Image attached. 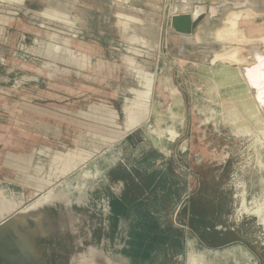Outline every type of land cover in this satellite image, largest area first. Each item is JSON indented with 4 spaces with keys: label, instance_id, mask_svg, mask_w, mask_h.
<instances>
[{
    "label": "rangeland",
    "instance_id": "374dc122",
    "mask_svg": "<svg viewBox=\"0 0 264 264\" xmlns=\"http://www.w3.org/2000/svg\"><path fill=\"white\" fill-rule=\"evenodd\" d=\"M109 1L106 13L111 20L102 28L108 37L105 45L111 47L106 66L117 73L102 76L110 81L108 90H86L85 99H77L72 84L69 95L62 92L69 100L61 101L59 91L49 86L55 81L40 74L44 58L36 60L26 50L29 37L22 34L19 53L7 40L12 26H6L5 41L0 43V128L7 132L20 127L26 140L33 128L38 136L29 140L37 147L52 146L41 145L28 154L34 145L30 142L33 145L19 155L8 154L0 138V161L12 158L20 163L14 170L9 165L2 168L0 219L54 188L71 194V206H66L73 208L77 222L72 235L60 222L67 216L65 206L55 205L63 209L59 216L48 204L37 238L39 246L46 242L48 249L36 253L34 264L63 262L54 258V252L68 244L69 235L75 249L68 264H107L104 255L110 264H264V226L256 214L239 213L245 196L249 203L264 200V117L256 90L245 76L246 68L264 57V0ZM68 3L69 11L54 5L38 15L52 20L48 21L52 28L66 30L59 23L65 22L76 29V0ZM196 4L206 5L208 11L195 20L190 34L176 31L172 15ZM203 10L204 6L196 9ZM16 13L22 23L35 15L25 8ZM5 15L12 20L13 10L6 9ZM90 22L84 35L92 39L99 26L96 20L95 25ZM229 28L232 34L225 32ZM46 46L57 59L55 45ZM47 83L48 109L57 117L48 119V124H55L48 136L44 117L37 122L27 112L33 105L45 107ZM104 96L111 99L113 109L98 104ZM149 113L155 115L145 126L143 141L166 153V163L155 162L153 150L140 154L139 148L124 146L126 131ZM62 115L69 123L61 125ZM140 139L134 134L131 142ZM91 168L95 175L82 180ZM13 173H19V185L6 180ZM141 177L151 190L140 194L136 204L128 202L127 183L130 188L131 181L141 183ZM54 199H61L60 194H47L24 211L38 217V207ZM114 201L124 207L116 211ZM188 205L195 210L192 219L187 217ZM145 213L154 226L145 225L141 216ZM135 214L141 222L138 227L131 223ZM186 226L196 233H185ZM48 238L53 241L48 243Z\"/></svg>",
    "mask_w": 264,
    "mask_h": 264
},
{
    "label": "crops",
    "instance_id": "0c3cea01",
    "mask_svg": "<svg viewBox=\"0 0 264 264\" xmlns=\"http://www.w3.org/2000/svg\"><path fill=\"white\" fill-rule=\"evenodd\" d=\"M27 2V3H26ZM76 10H77V16L75 18V21L73 24L76 25V29L74 28V25L65 23V22H59L61 23L62 27H66V30L63 29H57V28H52L48 25V21H52L50 19H48L45 16L42 15H38L39 11H42L46 8L52 7L54 5L56 6H60L62 9H67L68 10V0H23V2H9V1H5V0H0V43L3 44L5 41V35H6V26H12V36L11 33L9 34L11 36V38H8L7 40H12L15 48L18 50V52L20 53V46H21V40H23L21 38L22 34H24L25 37H29V44H25V48L26 50L34 55V59L38 60V51L41 48V52L42 55L45 60V65H43V68L41 73L43 76L46 77V79L48 80V78L50 80H54L55 82L50 81V89L51 90H55V91H59L60 95H61V101H66L69 100L68 96H63L62 92H65V94L69 95V87L70 85H74L76 87V96L77 99L83 98L85 99L86 96V90H108V86L110 81L107 83L108 79L102 77L103 75L110 73V74H115L117 73V69H115V67H111L110 65L106 66L107 63H110V48L111 47H107L105 45V39L108 38L107 35H105L104 30H102V28L104 27V25L110 20L111 18H109V16L106 13V10L111 8L110 5V1L109 0H76ZM43 6V7H42ZM25 8L28 12H33L35 15L31 16L26 20V22L22 23L21 21L17 20V10H21ZM6 9L8 10H13V19L9 20L6 19ZM63 12H65L64 10H62ZM142 9V7H141ZM68 14V12H65ZM92 16H89L91 15ZM69 15V14H68ZM37 17H39L40 21L37 20ZM71 17V16H70ZM91 18V19H90ZM86 20L88 22H86ZM90 20H92L93 25H95V20L97 22V26H99L98 28V34H96V32L94 31L95 35L93 34V38L89 39L86 38V36L84 35L85 33V25L87 23V25H90ZM69 26H71L72 28H70ZM9 28V27H8ZM58 31V32H55ZM76 32V35L71 34L70 32ZM45 42V43H43ZM47 42H51L55 45V53H58V58L57 59H53L52 55H50V53H48V47L46 46ZM0 44V46H2ZM18 44V45H17ZM44 46V48H43ZM109 48V49H108ZM112 49H116V47H112ZM132 54V53H131ZM130 54V55H131ZM133 56V54H132ZM134 56H139L138 54H135ZM40 57V56H39ZM40 59V58H39ZM43 60V61H44ZM87 62V64H86ZM41 70V69H39ZM46 72V73H42V72ZM134 72V70H133ZM137 72V71H136ZM45 74V75H44ZM130 78L132 79V76H130ZM36 79H39L36 77ZM107 79V80H106ZM73 80V81H71ZM140 79H136L137 83L142 81H139ZM135 81V82H136ZM41 82H36L37 85H39ZM134 83V82H133ZM99 84V86H98ZM46 90L44 91V94L46 97H44V101H45V107L44 108H40L38 105H33L32 107H29L30 109L27 111L28 114H30L31 116H35L36 121L38 122L41 118L44 117V120L46 121V124H43L44 129H46V136H48L49 130H52V126L55 124H48V119H52L53 121H55L56 115L49 112L51 111L50 109H48V98H49V91L48 89V83L46 84ZM48 94V95H47ZM54 95V93L51 92L50 94V98L51 96ZM109 96V95H106ZM116 98V97H115ZM79 101V100H78ZM101 103H98L100 106H107V108H112L114 107L113 102L111 101V99H109L108 97L104 98H100L99 100ZM151 105L156 106L154 100L150 101ZM49 103H53V102H49ZM147 104H148V100H147ZM67 105H68V101H67ZM116 109V108H114ZM50 115V116H49ZM154 113H149L147 115V117H145L141 123L129 130H127V135L125 136V143L124 146L125 148H129V147H133L134 148H139L140 149V154L146 150L147 152L150 150H153L154 152H156L157 156L154 158L155 162L156 160L160 161L162 160L164 162V159L166 157H168V155L166 153H163L162 151H160L157 147H155L154 144L150 145L146 142H144L143 140L145 139V137L147 138V134L145 131V126L147 125L148 122H150L153 117H154ZM40 116V117H39ZM112 118L115 117L113 116ZM39 119V120H37ZM69 119H67L65 116L62 115L61 117V121H68ZM183 120H187L186 117H183ZM62 125V123H61ZM69 126L68 124L66 125V129L69 130ZM19 128H14V129H8L7 132H3V130H6L5 127L4 128H0V138L2 140L5 141V143L7 145H4L6 147H8V149L6 150V152H8V154L13 153L15 155H19L20 154V150L22 148H27V146H29L28 148H30V145H33V148L31 151L28 152H37V148L41 147V145H45L46 147L48 146L47 144H40L38 147L36 145H38L37 143H35L33 140H29L30 138H34L36 136H38V132H33V128H31L32 130H30L29 133V139H25L24 137H27L26 135H23L21 133V130H19ZM181 128H180V132L178 133V135L175 137L174 142L176 140V138H178L180 136L181 133ZM24 133H26L28 135V131H24ZM68 133V132H67ZM134 134H138L140 136V140L136 141L134 144L131 142L132 137L134 136ZM65 136V135H64ZM62 138V137H61ZM61 140V139H60ZM30 142H33L31 144H29ZM174 142H172L171 144H173ZM65 145V144H64ZM52 146V145H51ZM51 146L49 145L48 147L51 148ZM153 146L154 149H152ZM172 147V145H171ZM53 148V147H52ZM133 148V149H134ZM150 148V149H149ZM36 150V151H35ZM142 151V152H141ZM1 154V151H0ZM3 154V153H2ZM9 157V156H8ZM10 158V157H9ZM12 160L8 161L7 159L4 160V162L0 161V175H5L4 173V168L6 165L11 166L10 168H12L13 170L16 168L15 165H19L20 163L17 162L15 163L13 161L12 158H10ZM160 159V160H159ZM1 160V157H0ZM166 160V159H165ZM157 161V162H158ZM160 161V162H162ZM166 163V162H164ZM13 166V167H12ZM131 168V172H132V167ZM18 171L20 169H17ZM19 174V173H18ZM13 173L12 178H6V180L12 185V184H16L19 185L20 184V179H19V175ZM1 177V176H0ZM132 179V178H131ZM141 179V187H145L146 183L143 182L142 177L139 178ZM135 182H138L139 180L134 179ZM142 184H144L142 186ZM148 189H151L150 187ZM128 202L129 200L131 201V203H135L138 202V197H128L127 198ZM152 201V200H151ZM149 201V202H151ZM140 203L142 204V201H140ZM128 207V206H127ZM128 210V208H127ZM195 211V210H194ZM193 211V212H194ZM191 210H187V217L188 218H193L196 216L195 212L193 213ZM143 216V218L145 219H149L146 218L147 213H145ZM137 214L133 215L131 218V223L132 224H137V223H141L139 220H136ZM138 218V217H137ZM141 217V219H143ZM150 220H153L152 218H150ZM143 222V221H142ZM145 223V222H144ZM189 223V222H188ZM189 226V225H188ZM186 226V230L185 233L189 234V233H196L195 230L190 229V227ZM189 244V243H187ZM186 244V245H187Z\"/></svg>",
    "mask_w": 264,
    "mask_h": 264
},
{
    "label": "water",
    "instance_id": "95a60500",
    "mask_svg": "<svg viewBox=\"0 0 264 264\" xmlns=\"http://www.w3.org/2000/svg\"><path fill=\"white\" fill-rule=\"evenodd\" d=\"M201 6H204V10L196 15V9ZM205 11H208L206 5L196 4L194 7H189L188 10L174 13L171 17V25L176 31L180 33L190 34L192 32L195 20ZM38 56L43 57L41 48L38 51ZM250 88L254 91L256 90L255 86H250ZM256 102H258V105L264 117V103L257 99V97ZM47 194L51 196H53L54 194H61L62 198L54 199L52 200V202L45 203L38 207V211L40 213V216L38 217H35L33 215L31 216L29 213L24 211L28 206L35 203L37 200L41 199ZM69 196V194L67 195L63 191L59 192L55 191L54 188H51L47 190V192L36 198L34 201L17 208L10 215H7L0 219V264H34V261L38 260V255L36 253L38 251L42 253L44 250L43 248H45V250L48 249V244H46V242H44L45 244L40 247V244L37 240L38 236L42 235V232H40V225L45 221V218L47 216L45 207L48 204V206L54 207L52 212L59 214V216L63 209L62 207L60 209L55 205L58 202H61V204L65 206L67 216L66 218L64 216L61 217L60 222L62 224L66 223L70 227V230L72 232V230H74L75 228L74 226L76 225L77 217L74 214L73 208H69L66 206L71 204ZM69 217H72L74 219L73 223L69 222ZM71 234L73 235V232ZM72 235L67 236L68 244H66L65 247L60 248L59 251L54 252L57 253L56 257L54 258H60L63 261L60 264H68L71 258V253L75 249V241ZM91 236L93 237V232L91 233ZM50 238H48V242L52 240ZM64 239H66V237ZM103 258L105 259V261H107V264L111 263H109L110 259L108 260L106 255H104Z\"/></svg>",
    "mask_w": 264,
    "mask_h": 264
},
{
    "label": "bare ground",
    "instance_id": "6f19581e",
    "mask_svg": "<svg viewBox=\"0 0 264 264\" xmlns=\"http://www.w3.org/2000/svg\"><path fill=\"white\" fill-rule=\"evenodd\" d=\"M197 14H199V11H196V15ZM225 32L232 34V29L229 28V29L225 30ZM257 59H258L257 62H252V64H250V66L248 68H246L245 76H246L248 82L251 84V86L256 87L257 99H259L262 103H264V57H260ZM263 161H264V159H263ZM91 170H93V171H91ZM91 170L90 171L89 170L84 171L83 175L81 176V179L83 180L84 178L85 179L89 178L93 174L95 175V172H96L95 169L91 168ZM94 185H96V184H94ZM84 191H85V189H84ZM70 196H71V194H70ZM60 197L62 198L61 194H60ZM245 197L243 198L242 204L240 205L241 208H239V213L245 212V213L256 214L264 226V206H263L264 200L261 199L259 201L256 200V201H252L249 203V201L248 202L246 201L247 199H245ZM263 197H264V195H263ZM254 199H256V198L254 197Z\"/></svg>",
    "mask_w": 264,
    "mask_h": 264
},
{
    "label": "trees",
    "instance_id": "16d2710c",
    "mask_svg": "<svg viewBox=\"0 0 264 264\" xmlns=\"http://www.w3.org/2000/svg\"><path fill=\"white\" fill-rule=\"evenodd\" d=\"M132 180V179H131ZM132 183V186H130L129 188V183H127V187H128V190H127V198L128 197H138L140 194L144 193L145 191H147V189L149 187H141L140 183H136L135 181H131ZM144 184H142L143 186ZM151 190V189H150ZM126 198V199H127ZM114 209L117 211H119L120 208H123L124 206L122 204L119 203V201H114ZM127 210V209H125ZM187 210H191L192 212L194 211V207L193 206H189L188 205V208ZM145 225H151V226H154L155 223H153V220H149V219H145ZM190 223V222H189ZM140 226L139 223H137L136 227Z\"/></svg>",
    "mask_w": 264,
    "mask_h": 264
},
{
    "label": "flooded vegetation",
    "instance_id": "af4514ba",
    "mask_svg": "<svg viewBox=\"0 0 264 264\" xmlns=\"http://www.w3.org/2000/svg\"><path fill=\"white\" fill-rule=\"evenodd\" d=\"M53 240H51V241H49L48 243H51ZM59 243V242H58ZM60 247H62L61 245H60ZM65 247V246H64ZM54 264H55V260H54Z\"/></svg>",
    "mask_w": 264,
    "mask_h": 264
}]
</instances>
